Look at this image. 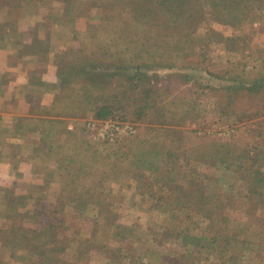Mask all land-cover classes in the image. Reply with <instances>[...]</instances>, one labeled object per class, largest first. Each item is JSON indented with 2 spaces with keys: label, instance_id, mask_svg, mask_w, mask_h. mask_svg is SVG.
<instances>
[{
  "label": "rangeland",
  "instance_id": "obj_1",
  "mask_svg": "<svg viewBox=\"0 0 264 264\" xmlns=\"http://www.w3.org/2000/svg\"><path fill=\"white\" fill-rule=\"evenodd\" d=\"M0 264H264V0H0Z\"/></svg>",
  "mask_w": 264,
  "mask_h": 264
},
{
  "label": "built area",
  "instance_id": "obj_2",
  "mask_svg": "<svg viewBox=\"0 0 264 264\" xmlns=\"http://www.w3.org/2000/svg\"><path fill=\"white\" fill-rule=\"evenodd\" d=\"M132 131H134L133 127L130 128Z\"/></svg>",
  "mask_w": 264,
  "mask_h": 264
}]
</instances>
